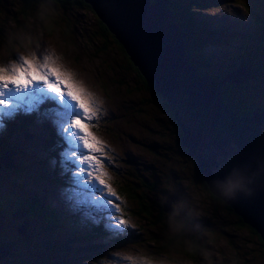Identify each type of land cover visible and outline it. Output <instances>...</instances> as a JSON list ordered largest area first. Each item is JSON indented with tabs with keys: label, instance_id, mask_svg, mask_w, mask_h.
Listing matches in <instances>:
<instances>
[{
	"label": "trees",
	"instance_id": "obj_1",
	"mask_svg": "<svg viewBox=\"0 0 264 264\" xmlns=\"http://www.w3.org/2000/svg\"><path fill=\"white\" fill-rule=\"evenodd\" d=\"M44 2L52 5L54 11L63 7L68 10L91 9L85 0H0V41L8 42V47L11 49L13 47L12 42L21 34L24 37L20 39V42L32 41V32L35 31L33 24H30L32 28L29 29V33L25 28L21 27L25 26L29 19L41 17L39 9ZM188 3H191L192 6L196 5L197 9H207L211 5L210 0H171L170 7L174 9L172 11L174 18L185 33V40L189 43L186 47V56L189 63L196 68V72L200 77L215 79H223L229 73L241 67L249 68L250 74L245 81L237 84L225 81V100L230 99L233 104L241 105L246 110L264 108V86H260L264 85L260 82V80H264V50L255 49L254 45H252V49L250 47L249 51L250 59L246 58L240 50L230 56H219L217 63L223 65L224 57H227L228 64H226V68L215 72L213 70L214 57L212 58L206 51L207 46L215 41V32L212 34L210 31L212 27L209 28L204 21L194 16V12L189 9L191 6ZM176 9H179L180 12ZM93 12L95 13V11ZM249 12H251L252 17H254V14L257 17L256 30L254 28L255 36L260 37L259 39L264 41V20L259 17L260 11L254 12L252 9ZM77 19H80V17L72 21L68 20L66 24L63 23L62 25H60L59 20V23L54 21L56 25L51 24V22L46 24L44 20H41V22L44 30H51L56 26H60L62 31L69 35L70 33H75ZM98 22L99 33L105 38V46L109 41H117L121 44L100 18H98ZM120 44H118L119 48L128 56L124 46ZM260 47L264 48V42L260 44ZM11 58L16 59L15 55L11 56ZM126 68L130 72L132 81H134V85H131L132 88L129 86L127 91L130 90L132 92L133 89L138 97L122 104L118 108L117 115H119L118 118H122L127 114L130 127L135 124V120L143 123L142 127H139L138 124L136 125L138 127L137 134L141 133L137 136L130 128L133 135H129L128 140L129 142L131 140L132 142L135 141L140 148L144 146L147 152H144L142 156L151 157L152 162L146 163V160L141 159L142 156L135 157V155L127 153L125 142L121 138H119L120 142H118L117 133L114 132L117 125L114 126L110 123L109 127L104 131L107 135L111 132L116 134L113 140L116 144V149L112 153L114 165L111 171L114 179H110V182L115 187L114 190L124 199L120 205L121 210L118 215L127 220H129L128 218L134 219L139 226L132 227L128 225L124 233L114 235L105 228L103 221L90 223L83 217L76 216L77 212L83 209L86 214L99 216L100 214L96 213L92 207L86 205L72 206L74 212L68 215L70 217L69 224L80 231L75 233L74 238L66 239L58 234L62 232L61 230L54 229L50 225L49 221L53 224L56 221V211L52 209L50 204H45L44 199L39 201L36 194L30 196L26 193L7 200L0 197V244L6 251L0 257V264H92L88 262L90 259H93L91 260L93 264H104L103 261L110 256L108 252L112 248H120L127 245L126 239L128 237H135L138 239L137 241H142V236L145 238L142 243L145 244L148 255L150 254L152 257H161L168 253H174L182 256L188 262L199 263L203 262L201 258L208 254L206 253L209 250L207 246L217 240L215 233L218 232L220 238L227 235L226 228L229 221L227 222L221 216L216 217L214 212L207 217L209 210L205 207L203 208L205 200H202L201 204H194L192 202L193 193L196 189L201 190L210 200L220 201L228 210H232L235 213L236 211L212 193L202 174L198 172L197 163L188 155L182 144V128L177 123L169 103L141 73L130 56H128ZM118 82L122 85L126 84L124 77H121ZM251 89H255L259 93L257 103L255 101L254 103H248L247 101ZM51 104V102H46V107L49 108ZM33 114L18 115L15 119L6 120L0 126V161L6 152L11 151L15 155L17 149L13 143L22 137L20 135L21 129H29L33 124L36 125L37 123H40L42 129L49 128L48 122L42 125V118ZM114 116L115 113L112 118ZM27 117H33V122L20 120H27ZM30 134L33 135L30 138L35 141L37 138L35 133ZM30 134L26 132L28 137ZM46 134L49 138L45 135L42 148L56 159L53 167L55 170L58 169V180L61 184L62 192L64 193L63 189L65 186L67 190L80 188L72 175L73 171L77 170L78 172L75 164L70 160H62L59 157L60 151L67 149V144H61L63 143L62 139L55 138L52 135L53 132L51 133L48 129ZM147 137H152L154 143H144L142 145L140 142H146ZM103 146L106 153L105 159L108 161L106 165H109V160L111 159L109 140L105 139ZM132 152L137 153L133 150ZM96 155L99 156L100 154L97 153ZM186 164L187 166H182ZM1 167L6 166L1 163ZM6 168L4 175L0 173V184L7 180L17 181V185L21 190L24 185L22 179L27 180V178L32 179L33 177L31 172L25 171V165L13 166L12 162V166ZM163 169L165 171H162ZM23 172H26L23 178L14 179ZM186 178L188 182L185 185L184 180ZM171 196H175V198L171 199ZM177 200L185 201L188 208L194 209L199 213L198 215L187 217L190 230L179 240L167 234L166 224L167 213L170 211L172 203ZM66 202L69 203L67 200ZM167 205H169L168 209ZM208 206H210V209L214 204ZM20 208L27 210L23 216L19 217L22 220L29 219L34 214L40 219H43V214H48L49 216V221L47 220L46 222L47 226H41L34 237L28 230L29 222H24L27 227V235L30 237L29 240H26L29 243H27L25 250L20 249L22 242L19 237H15L13 232L4 225L5 219H13L14 213ZM7 211L10 213L9 217L5 216ZM236 218L237 225H248L264 248V242L256 229L245 222L241 216L236 215ZM15 232L17 231L15 230Z\"/></svg>",
	"mask_w": 264,
	"mask_h": 264
},
{
	"label": "rangeland",
	"instance_id": "obj_2",
	"mask_svg": "<svg viewBox=\"0 0 264 264\" xmlns=\"http://www.w3.org/2000/svg\"><path fill=\"white\" fill-rule=\"evenodd\" d=\"M188 4L191 6L189 9L194 12V16L199 20L204 21L205 25L209 28L212 27L210 30L212 34L215 32V41L213 43L211 42L206 48L209 55H211L212 58L214 57L213 70L215 72L226 68V64H228L227 57H224L223 65L217 63L219 56H230L237 52V50H240V52L244 53L246 58L250 59L249 51L250 47L252 49V45H254L255 49L259 48L260 50H264V48L260 47V44L264 41L259 39L260 37L255 36V26L258 22L257 17L255 14L254 17H252L251 12H249L252 9L254 12L259 10V17L264 20V0H210L211 7L209 9H197L196 5L192 6L191 3ZM197 6L199 5L197 4ZM62 9L54 11L52 5L47 2L43 3V6L39 9V15L41 17H37V19H29L27 24L21 27L25 28L29 33V29L32 28L30 24H33L35 31L32 32V41L20 42V39L24 37V35L21 34L12 42V49L8 47V42L4 43L0 41V66L10 67L12 63H22L21 57L27 58L33 53H38L41 55L47 54L52 57L55 61V65L50 64V66L58 67L61 72L66 70L67 72L72 73L70 80L74 87L82 85L83 89L96 101L98 109L97 116L91 122L92 126L87 127L85 131L88 133L89 142L92 143L93 146H96V141H99L104 145L105 139L109 140L111 159L109 160V165H106L104 170L108 173L110 179H114L111 171L114 165L112 153L116 149V144L113 142L116 137L115 133H117L118 142H120L119 138L125 142V147L127 148L126 150L129 155L140 157L144 152H147V149L144 146L143 148H140L136 145L135 141L132 142L131 140L129 142L128 140V136L133 135L132 131L136 133V136L141 134H137L138 127L136 125L138 124L139 127H142L143 123L135 120V124L130 127L127 114L122 118H118L119 115H117V112L119 111L118 108L122 104L128 102L130 99L138 97L133 89L132 92H130V90L127 91L129 86L131 87V85H134L130 72L126 68L129 55L127 56L121 51L118 45L120 43L117 41H109L106 46L104 45L105 38L99 33L98 17L96 13L93 12L92 8V10L88 8L68 10L64 7ZM173 10L174 9L172 8V11ZM176 10L180 12L179 9ZM79 17L81 20L77 19L76 26L74 25L75 33H70L69 35L62 31V27L60 26H56L51 30H44L41 22V20H44L46 24L51 22V24L56 25V23H59V20L60 25H62L63 23L66 24L68 20L72 21ZM54 21H56V23H54ZM13 55H15L16 59L11 58ZM38 62H42L39 57ZM121 77L125 78L126 84L122 85L118 82ZM260 82H262L261 84H264V80H260ZM249 93L250 95L247 97L248 103H254V101L257 103L259 94L257 90L255 91V89H251ZM45 106L46 103L41 106L38 113H34L33 115L42 118V125L43 123L48 122L50 132H53L52 135L55 138H61L63 141V143H58L66 144L63 140L60 126L51 113V109L55 106L53 104H51L49 108ZM235 111L237 112V110ZM114 113L115 116L112 118ZM238 114L245 115L246 113L239 111ZM20 120L33 122V117H27V120ZM110 123L114 126L117 125V127L116 131H114L115 133L111 132L107 135L104 130L109 127ZM45 130V128L42 129L40 123H37L36 125L33 124L31 128L26 130L21 129L20 135L22 137L13 143L17 149L15 155L10 157V153L6 152L1 158V162H3L5 166H8L7 164L10 162L12 163V158L16 165H25V171L33 174L32 179L27 178V180H25L23 178V176L26 175V172H23L17 178H14L15 180L23 178L22 181L24 185L21 190L17 185V181L12 182L11 180H7L1 183V198L7 200L19 197L24 193L30 196L36 194L39 201L44 199L45 204H50L52 209L56 211V221L54 224L48 220V214H43V219H40L35 214L29 219L22 220L17 218L18 215L21 214L20 211L22 212V215L27 212L24 208L17 210L13 215V219L6 218L5 222L3 221L4 225L13 232L15 237H19L22 242V245L20 246V249L22 250H25L27 243H29L26 241L25 236L19 232V227L21 232L25 231V228L22 227L24 226L25 221L29 222L28 230L32 237L37 235V231L41 226H47L46 222L48 220L54 229L56 228L62 231L61 233H58L60 236L66 239H71L74 238L75 233L80 230H76L73 225L69 224L68 221L70 217H68V215L70 210L68 209V206L79 207L86 205L91 207L88 204L77 202L78 200H84L88 195L87 191L83 188L80 187L73 190H67V187L65 186L63 189L64 193L62 192L61 184L58 180V174L50 169L51 166L56 163V159L54 156H51L47 150L45 151L42 148L44 142L43 139L45 135L47 136V131ZM26 132L29 134L35 133V136L37 137L36 140L34 141L30 138L33 136L32 134L28 137ZM17 135L19 136L18 133ZM140 143L142 145L144 143H154V139L152 137H147L146 142ZM66 147L67 149H62L60 151L59 157L62 160H77L78 162L77 158L79 153L69 156L68 145ZM132 150L137 153L132 152ZM84 151L87 152L88 150L85 149ZM142 158L146 160V163L152 162V159L149 156H142L141 159ZM182 166L185 167L187 164ZM6 169V167H1L0 173L4 175ZM168 169L170 170L169 167ZM162 171H165V169ZM76 174L77 170L72 172L73 177H75ZM105 179L106 182L110 184L113 191L116 192L110 179ZM184 181V184L186 185L188 179L186 178ZM47 186L48 188L44 189ZM117 195L120 197L119 200L115 197L112 199L114 203L121 205L124 199H122L118 193ZM173 198L174 196H171V199ZM66 200L70 204L66 203ZM202 200H205V206L203 205V208L205 207L209 210L207 217L211 216L214 212L216 217L221 216L223 219L227 220V222L229 221L226 228L227 235L220 238L218 232L215 233L217 240H215L213 244L207 246L209 250L206 252L208 254L201 258L203 262H188L182 256L174 253H168L161 257H152L150 254L149 255L153 259H167L169 264H264V248L261 246V243L248 225H237L236 215H239L237 211L235 213L232 210H228L222 202L210 200L204 192L196 189L193 193L192 202H194V204H201ZM210 204H214V206L209 209L210 206L208 205ZM168 208L169 205H167V209ZM9 215L10 213L7 211L5 216L9 217ZM77 215L83 216L87 222H91V217L94 216L93 214H86L84 209L78 212ZM128 219L129 220L126 219L128 225H135V227H137L138 223L134 219ZM15 230L17 232H15ZM142 238V241H137L138 239L135 237H128L126 239L127 245L120 248H112L108 252L110 256H108L103 263L132 264V261L127 255L128 253L143 251L148 254L145 244L142 243L145 240L144 236H142ZM4 249L5 248L0 244V255L6 252ZM91 260L93 259L88 260V262L93 264Z\"/></svg>",
	"mask_w": 264,
	"mask_h": 264
},
{
	"label": "water",
	"instance_id": "obj_3",
	"mask_svg": "<svg viewBox=\"0 0 264 264\" xmlns=\"http://www.w3.org/2000/svg\"><path fill=\"white\" fill-rule=\"evenodd\" d=\"M85 1L172 107L182 144L212 193L210 182L234 168L248 175L254 194L226 203L264 242V108L237 114L224 97L225 81L241 83L250 69L238 68L223 79L200 77L186 57L189 44L171 0Z\"/></svg>",
	"mask_w": 264,
	"mask_h": 264
},
{
	"label": "snow or ice",
	"instance_id": "obj_4",
	"mask_svg": "<svg viewBox=\"0 0 264 264\" xmlns=\"http://www.w3.org/2000/svg\"><path fill=\"white\" fill-rule=\"evenodd\" d=\"M38 57L42 62H38ZM21 60L22 63H12L10 67L0 66V126L18 115L38 113L42 105L51 102L55 106L51 113L68 145V155L79 153L78 162L72 161L78 169L74 179L88 195L77 202L90 205L100 214L92 216V222L103 221L114 235L124 233L128 221L118 215L120 205L112 198L120 197L105 179L110 177L104 170L108 163L104 146L99 141L93 146L85 131L97 116L96 101L82 85L74 87L70 80L72 73L50 66L55 65L50 55L33 53Z\"/></svg>",
	"mask_w": 264,
	"mask_h": 264
},
{
	"label": "clouds",
	"instance_id": "obj_5",
	"mask_svg": "<svg viewBox=\"0 0 264 264\" xmlns=\"http://www.w3.org/2000/svg\"><path fill=\"white\" fill-rule=\"evenodd\" d=\"M210 186L214 189L216 197L223 202H234L241 197L248 198L254 194L248 175L237 168H234L223 179L217 178L211 181ZM47 188L48 186L44 189ZM198 214L194 209L188 208L183 200L173 202L170 211L167 213V234L174 239H182L190 230L187 217ZM132 227H135V225H132ZM127 255L132 264H135L136 261L139 264H169L167 259H153L143 251L128 253Z\"/></svg>",
	"mask_w": 264,
	"mask_h": 264
},
{
	"label": "flooded vegetation",
	"instance_id": "obj_6",
	"mask_svg": "<svg viewBox=\"0 0 264 264\" xmlns=\"http://www.w3.org/2000/svg\"><path fill=\"white\" fill-rule=\"evenodd\" d=\"M226 97H227V95H226ZM229 99V98H228ZM228 101V103H229V105H230V107L233 109V110H237V112L239 113V111H241V112H245L246 114H250L251 112H253V111H261L262 109H263V107L262 108H250V109H244L241 105H235V104H233L232 102H231V100L229 99V100H227ZM237 113V114H238ZM23 216V215H22Z\"/></svg>",
	"mask_w": 264,
	"mask_h": 264
},
{
	"label": "bare ground",
	"instance_id": "obj_7",
	"mask_svg": "<svg viewBox=\"0 0 264 264\" xmlns=\"http://www.w3.org/2000/svg\"><path fill=\"white\" fill-rule=\"evenodd\" d=\"M8 153H10V155H11L10 157H12V156L14 155V153H13V152H11V151H10V152H8ZM12 162H13V166H16L13 160H12ZM7 165H8V166H11V165H12V163L10 162V163H8ZM20 213H21V214H20V215H18V217H17V218H19V217H21V216H22V212H21V211H20ZM247 223H248V222H247ZM248 224H249V223H248ZM22 227H23V228H25V231H24V232H21V231H20V227H19V232H20V234L24 235V236H25V238H26V240H29V239H30V237L27 235V227H26L25 225H24V226H22ZM22 227H21V228H22ZM252 227H253V226H252Z\"/></svg>",
	"mask_w": 264,
	"mask_h": 264
}]
</instances>
